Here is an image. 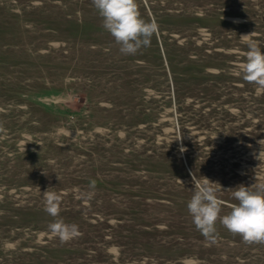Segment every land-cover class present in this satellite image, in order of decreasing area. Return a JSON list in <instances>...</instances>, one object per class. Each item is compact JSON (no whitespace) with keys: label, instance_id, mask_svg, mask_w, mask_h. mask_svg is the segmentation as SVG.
Segmentation results:
<instances>
[{"label":"rangeland","instance_id":"1","mask_svg":"<svg viewBox=\"0 0 264 264\" xmlns=\"http://www.w3.org/2000/svg\"><path fill=\"white\" fill-rule=\"evenodd\" d=\"M137 3L158 31L124 55L92 0H0V264H264V243L206 238L187 210L193 179L221 186V216L264 184V90L240 71L264 0Z\"/></svg>","mask_w":264,"mask_h":264},{"label":"clouds","instance_id":"2","mask_svg":"<svg viewBox=\"0 0 264 264\" xmlns=\"http://www.w3.org/2000/svg\"><path fill=\"white\" fill-rule=\"evenodd\" d=\"M92 4L102 18L103 28L122 54L136 55L142 48L150 47L158 25L141 16L137 0H92ZM253 35L254 32L240 36L248 49L240 71L243 79L260 91L264 90V50L259 41L252 39ZM193 183L194 191L187 210L192 223L203 236L212 239L217 234L216 225L219 222L247 244L264 243V184L257 185L255 190L243 185L228 190L232 191L237 203L231 206L230 212L221 216L223 201L217 195L221 186L207 178L202 182L193 179ZM90 188H95V181L91 182ZM62 195L48 188L42 193V199L44 211L53 218L48 225L50 232L61 242H67L80 233L77 224L60 218Z\"/></svg>","mask_w":264,"mask_h":264}]
</instances>
